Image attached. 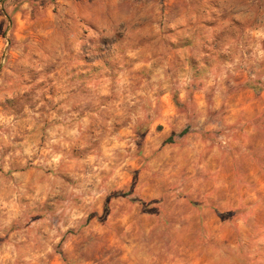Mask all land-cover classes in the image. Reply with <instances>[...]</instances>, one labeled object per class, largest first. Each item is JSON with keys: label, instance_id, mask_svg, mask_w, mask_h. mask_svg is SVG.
Returning <instances> with one entry per match:
<instances>
[{"label": "rangeland", "instance_id": "374dc122", "mask_svg": "<svg viewBox=\"0 0 264 264\" xmlns=\"http://www.w3.org/2000/svg\"><path fill=\"white\" fill-rule=\"evenodd\" d=\"M262 133L264 0H0V264H246Z\"/></svg>", "mask_w": 264, "mask_h": 264}, {"label": "crops", "instance_id": "0c3cea01", "mask_svg": "<svg viewBox=\"0 0 264 264\" xmlns=\"http://www.w3.org/2000/svg\"><path fill=\"white\" fill-rule=\"evenodd\" d=\"M217 97L218 95L216 94L214 96V106L216 108L221 103V100L217 99ZM248 98H251V93L245 90L238 94L231 95L226 99L225 104L228 105L229 109L232 110L235 114L233 118L229 117L226 122H233L238 117L242 123H246V120H248L250 116L259 115V113L257 112L249 114L247 113L249 112L250 107L255 103V101L248 102ZM165 108L166 106L164 105L161 113V119L163 121L166 120ZM244 131H246V135L247 137H249V135L251 134H249V130L245 128ZM260 137H262V141L258 142L257 146L255 144L253 145V142H251L249 138V143L246 141V143L242 145L244 153L239 156L234 155V159H232L239 169L240 178L244 183H246V187H241L239 189V193H237L238 195L240 194V198H236L237 204H235L236 188L234 186L235 177H233L232 181H229L232 184L230 188H221L214 193L213 190H215V187L213 186L209 192H205L204 196L205 199H207V202L204 201V203H202L203 207L200 213L204 218L203 221L206 224L208 230H212L210 229L212 227L207 226V224L210 222L213 223L215 221V211L213 212L212 209L205 208L204 205H207L208 207L217 205L216 202L224 195L223 193L220 196L223 190L227 191V197L219 200L220 206H230V208H237L240 203L244 207H246V264H264V176L258 173V169L260 167L256 163L253 154L255 149L264 152V133L260 134ZM210 180H212L211 183L213 185L222 184L225 182L228 183V181H224V179H222L221 177H212ZM216 194L218 196V199H214ZM181 226L183 225H178V228L176 229L178 232L184 230V226L183 228ZM145 260L147 264H155V261H158L160 259ZM162 261L163 263H179L178 259H166V261L165 259H162ZM56 264L61 263L56 262Z\"/></svg>", "mask_w": 264, "mask_h": 264}]
</instances>
